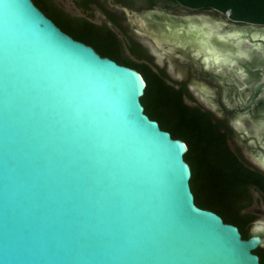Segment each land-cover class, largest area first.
I'll return each instance as SVG.
<instances>
[{
  "label": "water",
  "instance_id": "water-1",
  "mask_svg": "<svg viewBox=\"0 0 264 264\" xmlns=\"http://www.w3.org/2000/svg\"><path fill=\"white\" fill-rule=\"evenodd\" d=\"M97 2L264 172V24ZM136 68L34 0H0V264H262L264 222L196 203L188 144L150 117Z\"/></svg>",
  "mask_w": 264,
  "mask_h": 264
},
{
  "label": "trees",
  "instance_id": "trees-1",
  "mask_svg": "<svg viewBox=\"0 0 264 264\" xmlns=\"http://www.w3.org/2000/svg\"><path fill=\"white\" fill-rule=\"evenodd\" d=\"M174 1L196 9H230L231 16L236 20L264 24V0ZM34 2L63 29L94 44L102 55L130 64L143 74L147 84L141 100L146 112L158 119L162 128L170 130L173 137H180L188 144L185 158L192 168L191 186L196 202L214 208L226 221L236 223L244 238L249 237V224L257 215L242 211L252 201L247 187L248 184H256L264 192V174L254 173L239 163L226 134L210 113L186 102L184 86H176L162 72L149 65L127 60L118 54L115 48L119 43L112 31L70 15L54 0ZM197 191L204 192L208 199L198 198ZM254 252L259 254L264 264V245L260 244Z\"/></svg>",
  "mask_w": 264,
  "mask_h": 264
},
{
  "label": "flooded vegetation",
  "instance_id": "flooded-vegetation-1",
  "mask_svg": "<svg viewBox=\"0 0 264 264\" xmlns=\"http://www.w3.org/2000/svg\"><path fill=\"white\" fill-rule=\"evenodd\" d=\"M54 1L65 12L69 13L70 15H73V16L77 17L78 19H82V18L86 19V20H88L91 23L103 26L105 29H108V30L112 31L114 33V36L118 40V43H119V45L117 46V48H115V50L123 58H125L127 60H132V61L138 62V63H140L142 65H149L154 70H158L148 60V58L142 53V51L139 49V47L136 45V43L126 33H124V31L119 27V25L115 22V20L101 7V5L99 3L92 2L89 5H86L80 0H70L69 3L72 6L70 5L71 8H69L68 6H66V4L62 3L61 1H57V0H54ZM134 1H139V2H143V3H149V4H155V5H162V6L172 7V8L181 9V10H195V11L213 12V13L220 14V15H222V16H224V17H226V18H228V19H230L232 21H236V22H242V23L253 22V21H242V20L239 21V20L234 19L231 16V10L230 9H228L227 11H221V10H217V9H214V8L196 9V8H193V7L186 6L183 3L178 2V1H174V0H134ZM255 23H257V22H255ZM259 24H263V23H259ZM68 33H70V32H68ZM75 38H78V37H75ZM78 39H81V38H78ZM81 40H83L86 43L91 44V45H93L95 47L94 44L89 43V42H87L84 39H81ZM110 57H112V56H110ZM112 58H114V57H112ZM118 62H120V61H118ZM120 63H122V62H120ZM123 64H127V63H123ZM127 65H130V64H127ZM130 66H132V65H130ZM167 79L169 81H171L172 83H174L176 86H184L183 84L178 83V82L170 79L169 77H167ZM185 100H186V102H188L191 105L199 106L201 109H203L205 111H208L203 106H201L198 102H196L193 99L189 98L188 94L185 95ZM210 115L212 116V119L216 123H218V121L215 119V117L211 113H210ZM219 126H220V130L223 133L226 134V132L223 130V128L221 127L220 124H219ZM226 138H227V142H228L231 150L237 156V158L239 160V163L241 165H243L245 168H248L249 170H251L254 173L264 174L263 171H261L260 169H258L257 167H255L254 165L249 163L241 154H239V152L236 150V148L232 144V142L229 139L227 134H226ZM247 191L250 194V196L252 197V201H251L250 204L244 206L242 211L243 212H248V213H253V214L257 215L258 213L263 211V209L261 207H258L257 204H259V202H261L263 204V206H264V192L256 184H248ZM198 205H200V204H198ZM200 206H202V205H200ZM202 207H206V208H210V209L215 210L214 208H211V207H208V206H202ZM215 211H217V210H215ZM255 219H257V217ZM253 221H251V223H253ZM227 222H230V221H227Z\"/></svg>",
  "mask_w": 264,
  "mask_h": 264
},
{
  "label": "rangeland",
  "instance_id": "rangeland-1",
  "mask_svg": "<svg viewBox=\"0 0 264 264\" xmlns=\"http://www.w3.org/2000/svg\"><path fill=\"white\" fill-rule=\"evenodd\" d=\"M57 1H61L62 3H64V4H66V6H68L69 8H71V4L69 3L70 2V0H57ZM46 2V1H45ZM71 5V6H70ZM65 21V20H64ZM65 22H67V21H65ZM67 23H69V22H67ZM71 25V24H70ZM74 28H75V26H73ZM77 29H79L78 27H76ZM197 197L198 198H200V199H202V200H206V199H208L207 198V195L204 193V192H199V191H197ZM257 206L258 207H261L262 209H263V211L262 212H260V213H258L257 214V219H255L254 221H253V223H255V222H264V206H263V204L261 203V202H259V204H257ZM253 223H250L249 224V228H250V226L253 224Z\"/></svg>",
  "mask_w": 264,
  "mask_h": 264
}]
</instances>
